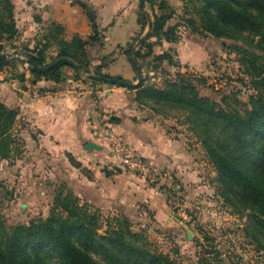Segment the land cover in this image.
Masks as SVG:
<instances>
[{"label":"trees","instance_id":"16d2710c","mask_svg":"<svg viewBox=\"0 0 264 264\" xmlns=\"http://www.w3.org/2000/svg\"><path fill=\"white\" fill-rule=\"evenodd\" d=\"M146 2L151 6L154 4V0ZM189 4L190 10L185 4V13L189 15L184 22L193 31H205L214 37L241 43H235L232 48L239 56L243 72L252 79L254 92L248 99V105H244L243 109L228 104L222 106L202 96L197 87L201 77L190 73H178L165 80L162 87L146 82L143 75L134 87L120 82L110 84L134 90L132 100L150 107L155 113L166 114L168 109L185 112V123L190 124L203 143L217 172L221 196L229 205L250 211L248 217L257 230L253 233L255 243L259 251L264 252V0H189ZM80 5L91 27L88 40L78 35L70 41L65 40V28L56 22L48 26L45 37V43L54 42L58 46L53 61L66 58L74 62L77 69L58 63L45 72L37 73L30 65L33 83L41 79L57 83L64 81L68 78L63 71L64 66L71 67L76 78L86 73L88 78L93 74L129 81L102 72V68L111 61L109 56L100 58L95 69H90L87 47L101 43L102 30L96 22L94 10L84 2ZM144 6L139 4L136 11L141 31L148 24L150 36L172 41L176 30L174 26L167 25L170 14L153 11V18L150 19V15L143 11ZM166 7V2L162 0L159 8L164 10ZM17 32L13 0H0V51L4 47L2 41L14 38ZM137 40L140 42L141 37ZM130 42L125 54L138 73L141 72L139 58L151 54L152 47L143 41L141 45L148 48L143 55L139 50L133 52ZM34 50L37 54L25 52L24 55L39 66L53 62L44 63L40 54L42 49L34 47ZM153 59H167L169 64H174L168 54H157ZM8 63L10 60L0 59V70ZM151 65V68H157L152 62ZM18 116L17 108L6 105L0 99V160L9 159L18 151L14 133ZM105 174L109 172L105 170ZM59 208L63 215L55 213ZM122 217L114 219L117 226H109L100 233L95 213L89 214L86 206L79 204L77 199L58 192L46 218L10 227L0 220V264H176L169 255L140 244V234L132 232L128 218Z\"/></svg>","mask_w":264,"mask_h":264},{"label":"rangeland","instance_id":"374dc122","mask_svg":"<svg viewBox=\"0 0 264 264\" xmlns=\"http://www.w3.org/2000/svg\"><path fill=\"white\" fill-rule=\"evenodd\" d=\"M16 1L13 0L14 18L22 6L19 1ZM161 1L154 0V4L151 6L145 0L143 11L150 15V19L153 18V11L157 14L162 12L170 14L167 25L175 27V38L172 41H166L164 38L158 39L155 36H150V28L147 24L143 31L140 29L130 37L131 39L135 37L134 41L131 39V42L129 41L133 45V52L139 50L143 55L148 52V48L145 45L142 46V42L151 44L152 53L144 55L142 59L139 58L141 73L146 78V82L162 87L165 80L175 77L178 73L195 74L201 77V82L197 83V87L202 96H207L222 106L228 104L243 109L244 105H248V99L254 90L252 79L243 72L238 62L239 56L232 48L235 43H241L228 38H217L205 31H193L192 27L185 25L184 18L189 15L185 13V4H188L187 9H191L189 0H164L167 4L164 10L159 8ZM133 2L135 20L137 21L136 11L140 0H133ZM91 8L94 10L96 22L102 30L101 43L87 47L86 57L90 62L89 67L94 70L97 55H99V60L104 56H109V60L113 61L116 55L125 53L129 49V42L119 48V45H112L111 41L105 39L107 30L102 27L101 21L105 23L110 18L103 17L101 19L97 9L95 10L93 6ZM32 17L38 22L41 21L38 14ZM48 26L45 27L39 23V26L29 35H24L19 30L14 38L2 41L4 47L0 52L11 55L7 57L10 63L0 70V92L4 94L7 90L18 92L19 89L24 88L25 82L33 80L34 75L30 71V64L26 62L25 52L37 54L34 52V47H37L42 49L40 54L44 63H50L55 59L58 50L57 44L54 42L45 43ZM75 35L77 34L65 30L63 37L70 41ZM139 37H143L140 42L137 40ZM83 39L88 40V36ZM104 43H107V46L103 47ZM41 45L43 46L41 47ZM103 50L106 51L105 54H101ZM13 52H17V54H13ZM157 54L170 55L174 64H169L167 59L154 60L153 58ZM235 61L238 62L239 67L235 65ZM151 62L157 65V68H151ZM183 65L187 68L186 70L181 69ZM63 71L68 79L74 81L82 78L84 81L91 80L86 73L76 78L71 67L64 66ZM129 81L135 83L137 77L133 81ZM115 86L128 90L132 98L135 95L134 90L116 84ZM136 105L145 109L149 114H154L157 121H161L167 126L169 132L175 130L174 133L180 135L183 131H187L194 139L192 143L190 141V145L196 144L194 151L196 155H200L197 162L204 168L206 176L204 181L209 192L197 190L196 188L200 184H193L190 191L185 190L184 186H179L173 177L164 182L163 180L168 175H165L164 171L158 170L148 158L141 156L135 149L137 155L152 166V171L148 176H140L123 168L119 161L118 165L124 170L122 172L146 180L149 187H154L156 191L162 193L163 199L158 200L160 202H155L157 208L160 207L162 219H157L153 209L154 205L150 206L145 201V203H140L139 209L133 210L136 211L135 214H129L132 212L129 210L124 213V211L114 210L111 207H100L92 199L87 198V200L84 198L85 196H80L77 190L78 185H75L77 182L75 178L79 173L84 174L87 178H92L94 173L91 169L76 162L67 155L65 150L56 154L44 153L43 150L42 154L37 156L34 152V144L29 145V142L27 143L23 137V133L26 134V132L22 130L20 122H26V119L21 118L18 119L19 126L14 131L18 151L11 158L0 160V220L5 226L10 227L19 223L27 224L36 218H46L53 208L55 195L62 192L77 199L79 204L85 205L89 214L95 213L96 226L100 233L109 226H117V221L115 222L114 219H123L122 216H125L128 218L132 232L140 234V244H146V247L152 251L169 255L176 264H263L264 252L259 251L255 243L253 233L257 230L248 217L250 211L240 210L229 205L221 196L217 172L203 143L192 131L190 124L185 123V112L179 109H168L166 114H158L148 106L138 103ZM110 119L117 120V117L112 116ZM110 129L119 133L112 127ZM18 130H20V135ZM100 131L101 129L94 137L98 141L96 143L103 145L104 152L102 153L103 157L98 160L96 165L100 169L110 168L109 170L117 174L119 171L116 163L113 164L107 159L108 150L111 152L108 138ZM77 184L79 183L77 182ZM189 193L192 195L191 197H189ZM196 198H199V201H195ZM55 213L63 215L60 208L55 210ZM161 213L170 216V223H167L169 222L167 217ZM187 232L191 234L190 239L187 237Z\"/></svg>","mask_w":264,"mask_h":264},{"label":"crops","instance_id":"0c3cea01","mask_svg":"<svg viewBox=\"0 0 264 264\" xmlns=\"http://www.w3.org/2000/svg\"><path fill=\"white\" fill-rule=\"evenodd\" d=\"M17 1L22 6L15 17L16 27L24 35H29L39 23L47 27L56 22L65 27L66 31L86 38L91 34V27L80 2L97 9L101 19L110 18L108 22L101 21V25L107 30L105 39L111 41L112 45L123 47L140 30V25L135 20L133 0ZM37 14L40 15V22L32 17ZM105 46L107 43H104L103 47ZM105 53V50L101 51V54ZM97 56L94 65L100 63L99 55ZM181 69L187 68L183 65ZM102 72L132 81L138 75L125 53L116 55L113 61L102 68ZM19 90H7L6 94L0 92V99L6 105L18 109L19 120L26 119V122L19 121L22 130L26 132L23 133L24 139L29 145L34 144L37 156L43 150L50 154L65 150L76 162L91 169L94 176L87 178L79 173L75 178L79 184L75 182V185H78L80 196L92 199L96 205L111 207L124 213L129 210L132 211L129 214H135L136 211L133 210L139 209L140 203L145 201L150 206L154 205L157 219H162L160 207L157 208L155 204L163 199L162 193L149 187L146 180L122 172L124 170L118 165L117 158L109 150L107 159L116 163L119 173L112 172L110 168H98L96 164L103 157V145L100 150L91 152L84 149L86 142H98L94 135L104 126L123 134L137 153L148 158L158 170L164 171L168 175L164 182L173 177L185 190L190 191L193 184H200L197 190L209 192L204 181V168L197 162L200 155H196L194 151L196 144L190 145V141L192 143L194 139L187 131L180 135H176L175 130L169 132L167 126L157 121L154 114L151 115L136 105L128 90L105 81L94 83L91 80L84 81L83 78L78 81L67 78L58 83L41 79L34 83L25 82L24 88ZM112 116L117 117V120H111ZM18 131L20 135V130ZM105 170L109 172L108 175ZM191 196L189 193V197ZM195 201H199V198ZM163 216L167 217V221L170 220L169 215Z\"/></svg>","mask_w":264,"mask_h":264},{"label":"built area","instance_id":"2783aa9c","mask_svg":"<svg viewBox=\"0 0 264 264\" xmlns=\"http://www.w3.org/2000/svg\"><path fill=\"white\" fill-rule=\"evenodd\" d=\"M239 67L238 62H234ZM100 133L108 138L111 153L117 158L123 168L140 176H148L152 171L151 164L138 156L120 133L113 132L109 126L101 128Z\"/></svg>","mask_w":264,"mask_h":264},{"label":"water","instance_id":"95a60500","mask_svg":"<svg viewBox=\"0 0 264 264\" xmlns=\"http://www.w3.org/2000/svg\"><path fill=\"white\" fill-rule=\"evenodd\" d=\"M145 0H140V4H143ZM143 37L141 38L140 41H142ZM13 54H17V52H13ZM11 54L10 53H2L0 52V59L2 58H6L9 57ZM25 56V55H24ZM26 61L32 66V68L37 72V73H42V72H45L49 69H51L54 65L58 64V63H64V64H67L71 67H73L74 69H77V66L74 62H72L71 60H68L66 58H58L57 60L53 61L52 63H50L49 65L47 66H39L37 65L31 58L29 57H26ZM89 78L92 79V80H96V81H105L107 83H123L124 85L126 86H129V87H134L136 86L141 80H142V74L140 71H138V75H137V82L133 83V82H130V81H126V82H122V81H119L115 78H105V77H101V76H95L93 74L89 75ZM84 149L91 152L93 150H100L101 149V145H99L98 143L96 142H93V141H88L84 144ZM187 237L190 239L191 238V234L189 232H187Z\"/></svg>","mask_w":264,"mask_h":264}]
</instances>
